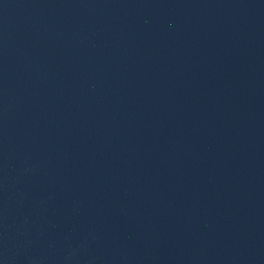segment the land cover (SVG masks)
Listing matches in <instances>:
<instances>
[{
    "label": "water",
    "instance_id": "water-1",
    "mask_svg": "<svg viewBox=\"0 0 264 264\" xmlns=\"http://www.w3.org/2000/svg\"><path fill=\"white\" fill-rule=\"evenodd\" d=\"M0 264H264V0H0Z\"/></svg>",
    "mask_w": 264,
    "mask_h": 264
}]
</instances>
